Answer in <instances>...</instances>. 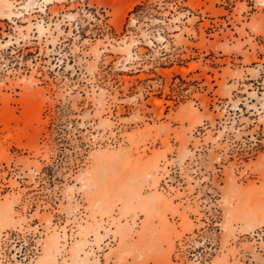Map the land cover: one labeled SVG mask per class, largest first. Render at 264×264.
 Instances as JSON below:
<instances>
[{"label": "rangeland", "instance_id": "obj_1", "mask_svg": "<svg viewBox=\"0 0 264 264\" xmlns=\"http://www.w3.org/2000/svg\"><path fill=\"white\" fill-rule=\"evenodd\" d=\"M0 264H264V0H0Z\"/></svg>", "mask_w": 264, "mask_h": 264}]
</instances>
